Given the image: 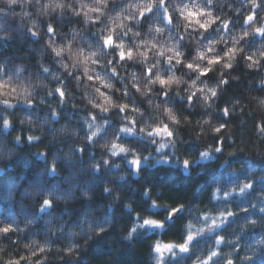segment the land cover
I'll return each instance as SVG.
<instances>
[{"label":"clouds","instance_id":"1","mask_svg":"<svg viewBox=\"0 0 264 264\" xmlns=\"http://www.w3.org/2000/svg\"><path fill=\"white\" fill-rule=\"evenodd\" d=\"M0 264H264V0H0Z\"/></svg>","mask_w":264,"mask_h":264}]
</instances>
